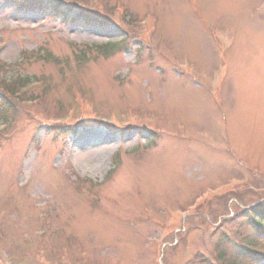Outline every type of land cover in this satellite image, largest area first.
Wrapping results in <instances>:
<instances>
[{
	"label": "rangeland",
	"instance_id": "1",
	"mask_svg": "<svg viewBox=\"0 0 264 264\" xmlns=\"http://www.w3.org/2000/svg\"><path fill=\"white\" fill-rule=\"evenodd\" d=\"M58 1L64 8L74 1L75 9L93 3ZM106 1L109 7L116 3ZM120 1L137 17L130 18L134 33L114 19L113 10L107 12L106 25L85 27L62 23L59 14L50 17L0 0V40L8 42L0 49L1 77H46L45 91L52 92L45 97L62 101L49 106V115L67 106L74 82L101 111L132 107L120 120L133 126L116 131L94 123L93 101L80 94L67 136L46 131L45 121L52 116L31 109L30 121L17 111L16 133L0 136V264H45L33 257L31 239L42 243L45 237L35 235L40 232L58 233L54 241L59 243L73 240L74 234L88 247L90 259L108 264H156L151 259L162 246L154 256L144 249L143 257L140 249L153 237L161 239L150 216L169 235L181 237L177 249L165 252L169 264H198L193 254L207 253L216 235L201 242L200 229L191 230L190 218L175 219L174 210L197 192L248 170L264 175V0ZM141 16L151 19L152 34L137 54L144 35ZM124 34L136 39L125 50L105 56L86 53L82 66L73 65V53H80L77 45H101ZM42 47L57 57L56 66L28 60ZM113 75L127 77L123 86ZM40 103L35 111H43ZM35 117L44 123L38 125ZM152 126L158 135L151 134ZM80 135L86 138L78 139ZM72 159L91 180L86 186L75 184L79 177L66 162ZM167 219L169 225L163 222Z\"/></svg>",
	"mask_w": 264,
	"mask_h": 264
},
{
	"label": "trees",
	"instance_id": "2",
	"mask_svg": "<svg viewBox=\"0 0 264 264\" xmlns=\"http://www.w3.org/2000/svg\"><path fill=\"white\" fill-rule=\"evenodd\" d=\"M33 5H38L39 3H37V0H31L30 1ZM48 8V5H43V9L44 8ZM50 10H52V8H50ZM54 11V10H53ZM83 17H84V21H85V23H89V22H91V21H95L96 19H94V17H92L91 15H83ZM83 21V22H84ZM83 53H85V51L84 50H81ZM83 56V55H82ZM1 113L2 114H4L5 113V111H3V110H1ZM252 216L254 217V219L256 218V214H257V216L259 217L258 219H256V221H257V224H258V227H261L263 230H264V209H262V208H258V209H256V211H252ZM255 223V222H254ZM233 224H235V222L233 223ZM243 224V223H242ZM250 243V242H249ZM263 253H264V251H263Z\"/></svg>",
	"mask_w": 264,
	"mask_h": 264
},
{
	"label": "bare ground",
	"instance_id": "3",
	"mask_svg": "<svg viewBox=\"0 0 264 264\" xmlns=\"http://www.w3.org/2000/svg\"><path fill=\"white\" fill-rule=\"evenodd\" d=\"M80 138H81V139H85L86 136H85V135H80V136L78 137V139H80ZM78 139H77V140H78Z\"/></svg>",
	"mask_w": 264,
	"mask_h": 264
}]
</instances>
